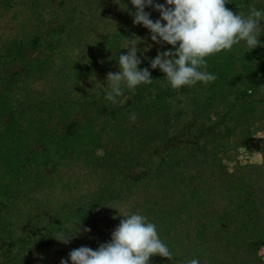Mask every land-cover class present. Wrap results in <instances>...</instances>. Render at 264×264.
I'll use <instances>...</instances> for the list:
<instances>
[{"label":"rangeland","instance_id":"1","mask_svg":"<svg viewBox=\"0 0 264 264\" xmlns=\"http://www.w3.org/2000/svg\"><path fill=\"white\" fill-rule=\"evenodd\" d=\"M250 5L264 0L226 7ZM130 12V0H0V264H71L135 212L173 254L150 264H264V32L207 58L215 82L177 91L150 67L172 46ZM128 39L153 81L112 104L106 78Z\"/></svg>","mask_w":264,"mask_h":264},{"label":"clouds","instance_id":"2","mask_svg":"<svg viewBox=\"0 0 264 264\" xmlns=\"http://www.w3.org/2000/svg\"><path fill=\"white\" fill-rule=\"evenodd\" d=\"M130 3L135 8V12H130L133 23L148 29L153 42L172 46V50L158 52L150 67L163 72L166 83L177 91L198 82L208 85L218 79L207 71V58L231 51L242 41L250 50L262 46L259 37L264 32V9L252 5L245 15L228 9L229 0H164L163 4L155 0H130ZM146 7L159 12L160 18L150 19ZM138 43L141 41L128 39L127 54L118 57L119 71L107 74L109 90L105 99L112 104L120 102L125 88L134 92L137 86L153 81L148 68H139L142 61L137 55ZM129 119L134 122L136 114L132 113ZM119 215L123 218L112 232L110 242L100 244L96 250L87 246L71 250V264H150L154 255L172 260L173 254L161 239L157 225L147 216L139 212ZM53 238L67 244L73 235H67L62 228ZM60 264H68V259H62ZM181 264H200V261L193 258Z\"/></svg>","mask_w":264,"mask_h":264}]
</instances>
